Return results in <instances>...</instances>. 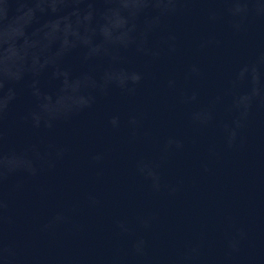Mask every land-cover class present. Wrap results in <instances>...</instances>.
<instances>
[{"label": "clouds", "instance_id": "clouds-1", "mask_svg": "<svg viewBox=\"0 0 264 264\" xmlns=\"http://www.w3.org/2000/svg\"><path fill=\"white\" fill-rule=\"evenodd\" d=\"M193 15H202L210 25H225L234 36L245 35L253 25L264 24V0H0V189L12 177L35 178L54 170L70 152L67 144L52 138L57 129L72 125L114 93L136 96L153 66L179 51L175 22ZM220 44L212 35L200 42L199 49ZM202 75L201 67L191 63L184 78ZM166 87L176 90V78L169 77ZM224 96L229 98L226 110L231 119L217 126L226 148L233 149L243 142L241 132L254 110L264 108V49L234 66ZM178 99L193 105L199 92L179 90ZM222 100L217 95L207 106L190 110L189 123L195 128L216 123V106ZM22 101L25 107L17 112ZM106 126L113 131L127 127L136 139L142 115L110 111ZM15 129L31 135L14 143ZM184 148L182 138L170 135L161 145L160 159ZM89 159L99 166L105 153L94 152ZM160 166L148 157L135 161L136 173L154 193L167 187L169 195H175L178 188L163 183ZM14 187L19 190L22 184ZM88 200L92 206L99 203L94 196ZM7 207L0 195V215ZM154 218L139 217L140 228L150 231ZM64 220L57 214L44 228ZM116 227L121 234L132 231L123 220L116 221ZM246 238L243 230L229 237L228 256L238 253ZM147 248L144 236H137L130 259L114 255L105 264H197L201 257L198 244H188L165 259L150 258ZM14 257L13 247L0 238V264H15Z\"/></svg>", "mask_w": 264, "mask_h": 264}]
</instances>
